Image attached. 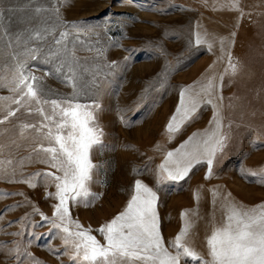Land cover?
Wrapping results in <instances>:
<instances>
[{
  "label": "rangeland",
  "instance_id": "rangeland-1",
  "mask_svg": "<svg viewBox=\"0 0 264 264\" xmlns=\"http://www.w3.org/2000/svg\"><path fill=\"white\" fill-rule=\"evenodd\" d=\"M52 2L38 0L45 7ZM26 4L27 0H3L5 8L24 9L13 16V32L25 27L17 21H27L34 15L31 8L38 6ZM56 6L65 24L75 22L83 28H94L99 33V43L95 36L82 39H89L103 50V56H98L95 50L89 52L79 45L76 49V55L87 58L90 67L100 65L103 69L98 77L86 74L83 78L82 87L87 95L82 102L99 103L98 118L104 136L103 145L92 153L98 167L90 185L92 192L101 195L93 207L73 208V217L85 227L98 228L122 210L134 181L140 179L157 191L161 231L166 241L179 232L182 211L199 213L193 241L197 250L205 253L210 221L213 217L217 224L222 220L220 205L227 194L246 207L264 202L260 178L244 174L264 168V0H239L245 13L242 17L228 8L227 0H57ZM46 20L56 23L51 13H43L33 23ZM65 24H60L57 35ZM196 32L207 34L205 39L212 42L211 49L207 44H195ZM125 49L137 50L131 53L127 66L124 58L130 53ZM229 55L237 66L235 75L230 70L225 74ZM111 61L117 62L115 68L107 67ZM8 64L10 58L5 55L0 60V72L6 71L4 65ZM31 67L49 88L62 95L72 92L55 75L45 76L51 65L31 62ZM212 76L223 85L219 89L224 98L222 131L229 137L223 153L214 162L212 177L205 179L207 165L202 163L185 180L157 183V166L164 154L179 147L194 132L208 129L213 116L212 105L203 106L196 118L170 140L166 125L177 106L180 89L194 83L205 84ZM10 95L7 88H0V97ZM18 117L26 122L39 119L22 113ZM17 124L18 120L13 118L11 123L0 125V129L7 130L0 135V242L20 240L40 264H60L49 246L62 249L61 240L51 234L42 235L49 233V226H29L40 220L33 206L52 216L54 201L45 199V193L54 188L46 189L40 182L31 188L17 182L31 173L48 170L36 162L34 133L29 131L21 138ZM29 156L31 162L25 159ZM9 160L11 164L7 163ZM25 216L29 219L22 226L20 220ZM5 231H22L23 235L14 237L5 235ZM32 231L41 238L33 239ZM93 234L102 240L97 233ZM61 259L70 264L67 256ZM2 260L0 257V264Z\"/></svg>",
  "mask_w": 264,
  "mask_h": 264
},
{
  "label": "snow or ice",
  "instance_id": "snow-or-ice-1",
  "mask_svg": "<svg viewBox=\"0 0 264 264\" xmlns=\"http://www.w3.org/2000/svg\"><path fill=\"white\" fill-rule=\"evenodd\" d=\"M34 3L38 4V0H27L26 7ZM56 3L57 0H53L50 7L38 4L31 8L34 15L27 21L18 20L17 23H24L25 27L13 32V16L24 9L5 8L3 0H0V60L5 55L10 58V64L4 65L6 71L0 72V88H7L11 94L0 97V101L10 102L8 105L0 103V125L11 123L16 118L21 138H25L29 131L34 133L36 162L48 169L31 173L17 182L27 183L31 188H36L38 182L43 183L46 189L54 188V191L45 193V199L54 201L52 216L33 206L40 220L31 222L29 226L33 229L49 226V233L42 235L51 234L61 240L62 249L49 246L60 264H64L63 256L68 257L70 264H264V202L246 207L232 201L230 193L220 205L222 220L219 224L214 217L210 221L205 253L197 250L193 241L199 213L182 211L183 223L179 232L166 241L161 231L157 191L140 179L134 181L122 210L98 228L85 227L73 217V208L93 207L101 195L92 192L90 185L94 183V170L98 167L93 163L92 153L103 145L104 136L98 118L99 103L95 100L82 102L87 95L82 87L83 78L86 74L98 77L103 69L100 65L90 67L87 58L76 55V49L79 45L89 52L95 50L98 56H103V50L96 48L89 39H82V36H95L96 43H99V33L75 22L65 24L60 20ZM227 6L237 11L240 17L245 15L239 7V0H227ZM43 13L54 15L56 23L46 20L34 25L33 21ZM60 24H65V27L57 35ZM206 35L196 32L195 44H207L211 49L212 42L205 39ZM125 51L130 53L124 58L127 66L132 59L131 53L137 50ZM31 62L51 65L45 76L55 75L72 92L62 95L49 88L43 77L34 74ZM116 66V61L107 65L108 68ZM229 70L231 75L237 72L230 55L225 74H229ZM222 80L223 75L220 77ZM222 86L212 76L205 84L197 86L194 83L180 89L177 106L166 125L170 140L173 134L196 118L203 106L212 105L213 116L208 129L194 132L179 147L164 154L163 161L157 166V183L185 180L193 168L202 163L207 165L205 179L212 177L214 162L223 153L229 139L228 134L222 131L224 98L219 94ZM18 113L39 119L26 122L19 120ZM5 131L0 129V135ZM25 159L31 162V156ZM19 163L22 167L24 160ZM244 174L259 177L258 182L264 184V168ZM213 196H216L215 190ZM196 198L199 199L198 193ZM212 203L215 205L216 200ZM28 219L27 216L21 218L22 226ZM0 220H3V215H0ZM11 224L8 222L9 227ZM5 235L21 237L23 232L5 231ZM30 235L35 240L41 238L35 231ZM30 245L31 241L28 242ZM0 257L3 258L2 264H40L20 240L0 242Z\"/></svg>",
  "mask_w": 264,
  "mask_h": 264
}]
</instances>
